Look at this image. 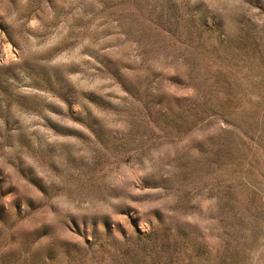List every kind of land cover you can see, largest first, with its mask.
<instances>
[{
	"label": "rangeland",
	"instance_id": "obj_1",
	"mask_svg": "<svg viewBox=\"0 0 264 264\" xmlns=\"http://www.w3.org/2000/svg\"><path fill=\"white\" fill-rule=\"evenodd\" d=\"M0 264H264V0H0Z\"/></svg>",
	"mask_w": 264,
	"mask_h": 264
}]
</instances>
